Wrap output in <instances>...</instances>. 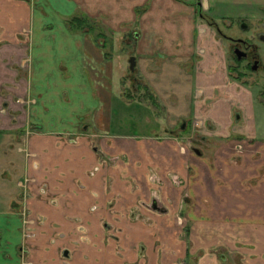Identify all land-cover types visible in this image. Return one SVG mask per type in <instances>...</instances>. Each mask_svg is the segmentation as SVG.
Segmentation results:
<instances>
[{"label":"crops","instance_id":"obj_1","mask_svg":"<svg viewBox=\"0 0 264 264\" xmlns=\"http://www.w3.org/2000/svg\"><path fill=\"white\" fill-rule=\"evenodd\" d=\"M203 2L0 0V264H20L19 210L29 203L20 200L25 190L19 181L35 172H54L53 178L61 175L57 172L83 175L91 166L104 172L94 187L105 178L106 209L128 210L157 198L163 210H144L141 221L124 219L129 230L122 242L130 260L137 261V247L145 242L149 251L141 264H174L178 258L192 264L201 251L198 264H264L259 90L234 77L225 44L204 19L213 14L216 1L208 0L209 13ZM230 2L219 0L218 6ZM198 26L206 27V34H199ZM131 80L137 83L132 86ZM127 92L131 95L124 101ZM134 107L144 114L156 107L163 114L158 131L120 133L115 116L120 108L131 115ZM194 121L203 123L196 126L199 131L193 130ZM29 127L28 151L36 158L18 151ZM102 160L109 165L103 167ZM116 160L118 172L126 173L123 180L139 187L136 193L117 180ZM122 189L126 193L119 200ZM61 190L69 197L72 189ZM78 206L66 200L59 206L31 203L34 211L54 217ZM150 218L153 228L145 225ZM51 237L42 234L37 242L53 254L33 249L34 261L61 264L59 249L76 242L68 234L52 245ZM180 239L192 244L180 246ZM114 248L110 243L109 249L91 250L94 263L123 264Z\"/></svg>","mask_w":264,"mask_h":264},{"label":"rangeland","instance_id":"obj_2","mask_svg":"<svg viewBox=\"0 0 264 264\" xmlns=\"http://www.w3.org/2000/svg\"><path fill=\"white\" fill-rule=\"evenodd\" d=\"M215 1L216 2L213 3V6H214L213 8H215L213 11L214 15L211 14L212 11L210 13L208 12L209 11L208 7H210L208 0H204L203 2L205 4L204 10L209 13L207 17L211 18L215 23H217L220 27H222L226 36H230V37H240L241 36L239 34L240 32L239 27L237 25L239 20L241 19H246L247 22L253 26L252 31L247 30L245 32H242V34H244L245 36H252V34L255 33L256 30H258V27L260 26V24L264 22V11H263L264 10V2H263L264 0H232V2L228 4H224L222 7L218 6L219 0H215ZM219 13H222L224 17L223 18L219 17L218 16ZM227 23H228V27H226ZM255 43L258 45V52L260 54L262 62L264 63V40H258ZM226 45L228 48L227 59H228L230 68H236L237 63L235 60V55L231 52L232 46L229 41L226 42ZM245 61L246 60H241V61L238 60V64L242 72H240L239 70L238 72L235 71L234 76L240 81H246L252 87L258 88L259 95H260L259 98L261 100L260 102L262 105L258 107L257 117H258V122L264 125V67L261 68L259 71L255 72V74H253L254 72L252 73L249 69H247L244 66ZM129 74L130 73H128V75ZM134 83H137V82L132 81L131 82L132 86H134ZM127 84H129V80L127 81ZM132 93H133V90H132ZM125 94L126 93H124V95ZM147 94H148V91H147ZM155 98L158 101L163 102V98L161 97H155ZM20 102L24 104L27 103L25 100H22V99L20 100ZM31 103H35V100H32ZM136 104L137 102L134 103V105ZM137 108L138 107L133 108L134 112L131 115L130 114L126 115L124 113H121L122 110L120 108V112L114 118V124L121 125L119 126L120 129H122V130H119L120 133H125V134L133 133L136 135H139V133L140 135L145 134L146 132L151 133V131L155 128L154 124L156 122H159L160 121L159 119H161V116L163 115L161 112L157 111L154 108H152L151 113H147V114H144V112H140V109H137ZM3 110H4L3 115L8 116L9 113H7L5 109ZM168 112H171L170 109L168 110ZM145 122L151 123V125L148 126L147 128L145 125ZM196 125L197 124L195 121L192 122V128L195 132L199 131L196 128ZM155 131H158V130L155 129ZM194 147H197V145H195ZM30 157L36 158L37 154H34V155L31 154ZM115 162L114 164L113 162L111 163L113 164V168L112 167L110 168L115 169L117 171L116 173L120 175V178L117 177V180L119 181V183L120 184L123 183L125 187H130L131 188L130 190L136 193L138 189L133 187V184L131 182H128L127 180H123L124 178H126V177H123V175L126 173L118 172L120 170L121 162L120 161H118L119 163L118 162L115 163ZM101 163L106 164L105 166L103 165V167H106L108 164L105 160H102ZM100 167L101 166H99V168ZM95 169H98V166L97 168H95L94 166H91L89 172H83V175H76V176L74 173H77V172H68V173L67 172H57L56 174H59V175L61 174L57 178L55 177L53 178L54 172H43V174H39V173L37 174V172H35L36 173L35 175L28 174L29 179L34 180L32 184V186L34 187V190L30 192L33 193L35 204H37L39 201L50 202V204H53V202L58 203V202H62L66 200V202L71 203V204H73V202L76 203L78 201V204L82 205L81 207L78 206L77 208H74V209L72 208L61 209L65 213L64 215H62V217H66L64 222H62V220H59V219H62V217H56L58 216L57 215L58 212L55 214V217H54L52 213L47 215L44 212L40 213L36 209H35L36 217L33 216L31 218L35 220V225L33 226V228H35L34 232L35 233L38 232L39 234L37 235L39 236H41L42 234L44 235V234L50 233V235L54 236L51 238L55 239V244H57V239L59 240L66 239L68 234L69 235L71 234L73 237L75 236L73 240H76V242H74V244L72 242L71 245H66L64 247L62 246L59 252L61 253V257H62L63 251L66 248H68L70 252H72V254L74 255L75 260H77V262H78V259L81 258L82 256V253H81V256L79 253H77L78 251L84 252V250H86L88 251V254L91 256L92 255L91 250L102 249L103 247L106 249H109V246H107L106 241H111L109 242L112 244L111 246H116V247H118L119 245L124 246L123 242H125L126 235H128L126 231L128 232L129 230L128 228L129 225L126 228V223L124 224L125 222L124 218L128 216L126 218L128 219L130 217L131 212L133 211L136 213L140 211L139 209L138 210L136 209L139 207L138 205L139 203H141V201L137 204L136 207L130 208L128 210L115 209L113 208V206H108L106 209L105 206L107 205L105 203V199H106V195L109 190H106V187L104 186V184H106L105 178L101 180L102 184L99 186V188L94 187V182L97 176H99L100 173L104 174V172H99V173L95 172L94 171ZM107 174L110 176L111 172H105V176ZM54 179H57L58 182L54 181ZM73 180L75 181V184ZM29 186H31V184ZM63 187L65 188V191H66V188L68 187L72 189L69 192L70 193L69 197L67 196L68 195L67 191L66 192H63L62 190L58 191L62 189ZM102 190L104 193L102 192ZM119 193L121 194L118 197V199L121 200L122 193H126L125 189H122V191ZM108 195H111V194H108ZM53 205L55 206V204ZM141 210L142 212L144 211V209H141ZM107 216H113L115 219H117V222L108 221L104 223V221L108 220ZM145 225L146 226L151 225L150 228L154 227L152 226V223H148ZM137 226L144 227L143 224L137 225ZM181 227L184 228L185 225ZM184 230L186 232V228H184ZM190 243L191 241L187 242V241H184V239L179 240L180 246H186V244L190 245ZM34 247L37 248L36 251L42 252V251L47 250V252L53 254L50 248L41 247V246L39 247L37 241H34ZM170 252H175V249L171 250ZM203 253L204 252L201 251L199 252L198 255H196V257L193 256L194 258H193L192 264H198L197 262ZM173 255H175V253ZM84 263L85 262L83 261V264ZM32 264H47V261H44V260L41 261L40 259H37L35 261H32ZM175 264H184V260H182L181 258H178L175 261Z\"/></svg>","mask_w":264,"mask_h":264},{"label":"flooded vegetation","instance_id":"obj_3","mask_svg":"<svg viewBox=\"0 0 264 264\" xmlns=\"http://www.w3.org/2000/svg\"><path fill=\"white\" fill-rule=\"evenodd\" d=\"M201 5L203 6V9H205V4L201 3ZM208 10H209V8H208ZM204 19L211 27L214 28L213 30L216 32V34L219 36V38L225 44L226 48H227L226 42L227 41L230 42V44L232 46L231 52L235 55V60L237 63L236 68H231L232 72H235V71L238 72V70L240 72H242V70L240 69V66L238 64V60H240V61L246 60L244 66L247 69H249L252 73L254 72L253 74H255V72L259 71L261 68L264 67V63L262 62L260 54L258 52V45L255 43L258 40H264V22L262 24H260V26L258 27V30H256V32L253 33L252 36H245L244 34H242V32H245L247 30L252 31L253 26L250 23H248L246 19H241V20H239V22L237 24L239 27V31H240L239 34L241 36L240 37H230V36H226L222 27H220L217 23H215L211 18L204 16ZM197 30H198L199 34H206L208 29L206 27H202V26L199 27L198 26ZM227 50H228V48H227ZM198 54H199V56H203L205 54V50L200 49L198 51ZM131 62H130L131 63L130 71L133 74L134 71L136 70V62L134 59H132ZM132 68H133V70H132ZM134 78L135 77H133V80H134ZM128 91H130V90H128ZM128 93L129 92H127L124 95V101L129 100L128 95H131V94H128ZM31 101H29V102L31 103ZM136 101L139 102V100H136ZM153 108L156 109V107H153ZM3 111L4 110H2V112ZM148 124H149V126L151 125V123H148ZM157 124H158V122H156L154 124V126H157ZM196 124H197L196 125L197 127H200L199 125H202L203 123L202 122L201 123L196 122ZM185 126H186V124L184 123L182 125V128H185ZM153 130H155V128ZM31 134H32V129L29 127L25 131V134H24L25 136L22 140L21 146L18 147V151L20 153L26 154V156H31V154H33V153H29V151H28V146H29ZM95 150L97 152H99L101 156H104L103 153H101L98 146L95 147ZM94 171L99 173V171H100L99 166H98V169H95ZM33 182H34V180L29 179L28 174H27V176L25 175L24 178H22L19 182V186L25 190V191H23L20 200L24 201V203H26V204L29 203V206H27V208H24L23 210H20V212H19V214L22 218V233H23V244L21 246L20 264H32V261H34L33 258L31 257L32 250L37 249L33 246V243H34V241H37L39 239V235H37L39 233L38 232L35 233L34 232L35 228H33V226L35 225V220L31 219L33 216L36 217V213L31 207V203H32V201H34L33 193L30 192V191L34 190L33 189L34 187L32 186ZM24 183H25V185H24ZM30 184H31V186H29ZM158 185L159 186L157 188V193L161 194V192L163 190V184L161 182H159ZM134 186L135 185L133 184V187ZM138 188L139 187H137L136 189H138ZM53 204H55V206H59L60 202H58V203L53 202ZM53 204H51V205H53ZM138 206L139 207L136 210L139 209L140 211L137 213L134 211L131 212L130 217L128 218V219H131V221H133V220L141 221L142 219L145 218L146 214L144 212H142L141 209H144L145 211H149V212L150 211L156 212L159 214L163 212L161 206L159 205V201L157 198H155L151 202L141 201V203H139ZM57 215H58V213H57ZM127 217H125L124 219H126ZM177 218L179 221L180 217H177ZM115 220L117 222V219H115ZM112 221H113V219H112ZM152 221H153V219L150 218L148 223H152ZM105 222H108V220L104 221V223ZM48 235H50V233H48ZM51 242H52V245H55V239H53ZM106 242H107V246H110L109 241H106ZM137 249H138V252L136 254V259H137L136 262L127 258V256L130 254L129 253L130 250L124 246H121V245H119L118 247L115 246L114 256H115L116 260H119V261L123 260L124 261L123 264H141L142 263L141 261L145 260L147 258V253L149 251L148 246L146 245L145 242H140ZM81 253H82V256L81 255L80 256L83 260L81 259V261H79V263H77V264H83V261L85 262L84 264H100L99 261H101V260L98 261L97 259H96L97 263H94L95 262V261H93L94 258H92V256H90L88 254V251L84 250V252H81ZM175 255H176V253H175ZM59 256H60L61 264H76V262L73 261V259L75 260V257L72 254V252H70V250L68 248H66L63 251L62 257H61V253L59 252ZM193 258L194 257L192 256V259ZM111 260H112V258H111ZM116 260L113 258V262H116ZM184 264H185V262H184Z\"/></svg>","mask_w":264,"mask_h":264},{"label":"water","instance_id":"obj_4","mask_svg":"<svg viewBox=\"0 0 264 264\" xmlns=\"http://www.w3.org/2000/svg\"><path fill=\"white\" fill-rule=\"evenodd\" d=\"M132 63V62H131ZM132 70H133V68H132Z\"/></svg>","mask_w":264,"mask_h":264}]
</instances>
